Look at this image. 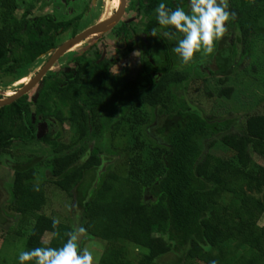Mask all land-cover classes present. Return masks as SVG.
Returning <instances> with one entry per match:
<instances>
[{
    "label": "trees",
    "instance_id": "obj_1",
    "mask_svg": "<svg viewBox=\"0 0 264 264\" xmlns=\"http://www.w3.org/2000/svg\"><path fill=\"white\" fill-rule=\"evenodd\" d=\"M160 2L127 0L126 14L134 18L124 15L110 31L127 53H139L134 78L127 71L112 73L97 52L75 55L81 65L77 77L62 70L64 78L58 73L46 78L37 99L25 95L0 107V166L14 149L30 153L12 166L6 208L16 229L11 225L8 236L0 237V264H19V252L41 246L42 240L62 246L64 233L76 224L60 220L59 235L50 236L56 218L46 213L52 187L73 200L87 239L103 242L96 264H264V223L258 224L264 218V165L255 161L264 162V114L246 115L242 123L206 117L178 95L192 73L173 64L177 54L170 42L177 38L165 37L169 29L156 21ZM163 2L170 9H189V0ZM24 5V0H0V74L14 79L60 47L61 27H74L73 36L79 32L75 19L64 26L44 20L32 25L28 14L15 18ZM229 11L236 19L210 60L199 65L219 78L216 95L227 100L235 93L230 77L246 70L245 61L254 56L250 20L264 11V0L246 5L229 0ZM141 17L147 21L138 32L135 19ZM149 40L161 43L160 65ZM206 94L214 95L207 89ZM41 124L46 131L39 139ZM117 136L127 139L123 147L114 144ZM12 237L18 241L12 243ZM5 249L16 251L10 260Z\"/></svg>",
    "mask_w": 264,
    "mask_h": 264
},
{
    "label": "rangeland",
    "instance_id": "obj_2",
    "mask_svg": "<svg viewBox=\"0 0 264 264\" xmlns=\"http://www.w3.org/2000/svg\"><path fill=\"white\" fill-rule=\"evenodd\" d=\"M32 2V0H27ZM139 1V0H132ZM243 5H246L249 0H240ZM55 2L54 6H59V0H51L50 5ZM63 2V1H62ZM35 5V2L31 3ZM62 4H65L63 2ZM30 5V4H29ZM43 9L47 14L55 16L58 21L71 20L78 15L82 16L80 26L81 29L88 30L95 25H99L110 18H112L117 10V1L116 0H74L70 4L65 5L64 8L58 7ZM25 10L18 12L16 18H20ZM33 16V15H32ZM131 14L127 15L129 18ZM134 18V17H133ZM147 19L144 17L135 19L134 28L140 32L144 23ZM251 23L254 25L253 35H252V53L254 56L250 60H246V70L236 73L230 77L228 82L229 86H232L235 89V93L230 100L220 99L216 95V86L219 78H211L208 74L201 70L199 65L205 64L207 60H210L213 55H203L198 53L194 56V59L189 64L182 63L180 57H173V64L176 65V70H185L188 69L192 73V77L183 88L180 89L178 95L183 96V99H186L189 104L195 105L199 110L204 112L206 117L217 116L219 118H235L237 121H244L246 115H259L264 114V11L259 12L258 14H253L251 16ZM228 28L229 25L227 24ZM103 35H107L108 39L101 38ZM70 36L65 34L57 41L58 44L65 42ZM167 37V35H164ZM101 38V39H100ZM81 47H74L71 55H85L88 53H99L102 55V60L106 61L111 65L112 73H119L123 70H127L129 76L134 78L139 71V53L133 52L131 55L118 53L117 50L120 49L121 44L116 41V39L111 35V33L101 34L98 36H93L84 42L81 43ZM148 45L150 47L152 56L156 64L160 65L162 62L161 58V43L155 40H149ZM176 46L173 41L170 42L171 50ZM92 47V48H91ZM90 49V51H89ZM74 52V53H73ZM137 53V55H136ZM175 55V53H174ZM198 65V66H197ZM196 66V67H195ZM253 66H256L257 71L253 70ZM195 67V69H193ZM253 67V68H252ZM37 69L34 66H31L27 70L20 82L10 76H2L0 74V100H6V96L10 97L16 93L22 86L26 83H29L33 74ZM28 79V80H27ZM206 89L208 92L214 93L213 96H208L206 94ZM4 95V96H3ZM239 122V121H238ZM72 130L68 125L65 124L64 135L69 139L68 143H72ZM122 133V132H121ZM123 133H127V129H123ZM114 141L115 145L124 146L127 142V139L123 136H117ZM225 152L220 151L219 155L224 154ZM14 156L11 158H4L3 164L0 166V209L4 210L8 201L11 197L12 192V181H13V170L12 166L17 163H22L27 156H30V153L26 151L23 147H19L13 150ZM9 159V160H8ZM11 164H10V162ZM45 161V160H44ZM256 163L263 164L264 162L260 161L259 158H255ZM6 162L10 165L6 167ZM45 172V171H44ZM100 173H97L96 176H99ZM73 200H70L64 193L60 192L56 188L52 187L51 192L49 193V204L46 208V213L48 215H54L61 221L66 223H72L74 220V227H77L76 214L74 212ZM7 213H4V221L0 225V237L3 235L8 236V233L11 232L10 226H14L16 229V224L14 223L9 211L5 209ZM261 220V219H260ZM260 225L264 223V218H262ZM14 235V234H12ZM49 237L46 238L49 241ZM17 238L12 237L11 242L16 243ZM2 243V241H0ZM18 243V242H17ZM80 247L86 248L93 253L95 264L100 259L102 254V241L99 240H88L86 236H83L80 241ZM97 243V244H95ZM95 244V245H94ZM100 247V248H99ZM2 245H0V250ZM12 248V246H11ZM103 248V247H102ZM6 250V258L10 260L13 258L16 251L14 249ZM8 254V255H7ZM100 255V256H99ZM0 261L2 262V256H0Z\"/></svg>",
    "mask_w": 264,
    "mask_h": 264
},
{
    "label": "clouds",
    "instance_id": "obj_3",
    "mask_svg": "<svg viewBox=\"0 0 264 264\" xmlns=\"http://www.w3.org/2000/svg\"><path fill=\"white\" fill-rule=\"evenodd\" d=\"M154 12L158 25L169 29L165 34L177 38L176 46L172 51L184 64L191 63L198 53L206 56L214 54L216 43L227 31L226 25L236 19L235 12L229 11V0H189L188 11L182 7L170 9L161 0ZM181 34L182 38H178ZM156 35L154 29L152 36ZM60 222L58 218H53L54 231L50 234L51 237L59 235L55 229ZM86 231L85 227L77 226L65 232L66 240L59 247L51 246L42 240L41 246L20 251L18 262L19 264H95L93 253L80 247L79 241L85 236Z\"/></svg>",
    "mask_w": 264,
    "mask_h": 264
},
{
    "label": "flooded vegetation",
    "instance_id": "obj_4",
    "mask_svg": "<svg viewBox=\"0 0 264 264\" xmlns=\"http://www.w3.org/2000/svg\"><path fill=\"white\" fill-rule=\"evenodd\" d=\"M65 2V4H62L63 2ZM74 0H59V3L60 5L59 6H54L55 5V2L50 5L51 3V0H32V2H28L27 0H24V6H22L21 8H19L18 12L22 11V10H25L23 12V14L21 15L20 18L18 19H21L23 17L24 14H28L26 20L29 21L30 23H33L40 20V21H43L46 23V25H53V24H61V25H66V24H71L73 22V20L75 19V21H77V23L79 24V26L77 27L78 28V34L76 36H73V33H74V30L75 28L71 26V28H68V30H63L64 27H61V29L58 31V35H56V40L59 41L60 38L62 36H64L65 34H69L70 33V38H68L64 43L60 41V44H58L60 47L63 46L64 44H66L67 42L73 40L75 37H77L79 34H81L82 32H84V28L81 29V26H80V22H81V19H82V16L80 19H77L78 17H80V15H78L77 17L71 19V20H65V21H58L55 16L53 15H50V14H47L43 9L47 8L48 5H50L49 8H58V7H62L64 8L65 5L68 6V4H70L71 2H73ZM35 2V5H32L31 3ZM57 2V0H56ZM30 4V5H29ZM127 7V5H126ZM126 7H125V16H127L126 14ZM17 12V13H18ZM33 15V16H32ZM17 15H15V18H16ZM124 17V16H123ZM133 19L132 16L129 17V20ZM137 19V18H136ZM70 27V26H69ZM44 28V26H43ZM46 29H48L46 26H45ZM110 32V31H109ZM107 32V33H109ZM106 34V33H105ZM115 39H117L115 36H113ZM103 38V36L101 37ZM100 38V39H101ZM117 41V40H116ZM120 41V40H119ZM117 41V42H119ZM120 43V42H119ZM82 45L79 44L78 46L76 47H81ZM59 47V48H60ZM120 50V51H119ZM56 52V51H55ZM54 52V53H55ZM118 53H121V54H127V55H131L129 53H127L126 51V48L125 47H120V49L117 50ZM53 53V54H54ZM74 53V52H73ZM53 54H51L50 56L47 55L46 57L44 58H40L38 59L37 61L34 62L33 66L35 69H37L38 67H40L37 71H35V74H33L29 81V83H31L32 81H34L37 76L42 72V70L46 67V65L48 64V62L50 61L51 57L53 56ZM72 54V51H68L67 53H65L63 55V57H61L48 71L47 73L39 80V82L35 85L34 88L31 89V91L27 94L28 96V99H37L38 96H39V93L40 91L42 90V87H43V83L44 81L46 80L47 77H52L53 75H57L58 73V78H64L62 74H59V72H61L62 70H67V74L69 73V71L72 72V75L74 77H77L78 75V69L80 68L81 65H79V63L76 62V58H78V56H82V55H78V56H75V55H71ZM133 54V53H132ZM85 55V53H84ZM101 60H102V55H101ZM10 65V64H9ZM124 71H127V70H123L121 73H123ZM139 71H140V67H139ZM128 73V72H127ZM115 74H119V73H115ZM25 75V74H24ZM23 75V76H24ZM20 77V78H17L16 80L18 82H20L22 79H24V77ZM128 76H129V73H128ZM12 77V76H11ZM130 78H132L131 76H129ZM13 78V77H12ZM28 80V79H27ZM66 81V84L65 86H62L63 88L67 87V83H68V80L67 78L64 79ZM29 83H26L24 85H19L18 83L16 84L17 86H22L19 90H21L25 85L29 84ZM18 90V91H19ZM17 91V92H18ZM16 92V93H17ZM14 93V94H16ZM4 96V95H3ZM12 97V96H10ZM10 97L6 96V98L4 99H9ZM22 98V97H21ZM0 99H3V98H0ZM20 99V98H19ZM0 101H3V100H0ZM45 126V124H41L40 126V129L42 126ZM44 131H46V128L44 129Z\"/></svg>",
    "mask_w": 264,
    "mask_h": 264
},
{
    "label": "water",
    "instance_id": "obj_5",
    "mask_svg": "<svg viewBox=\"0 0 264 264\" xmlns=\"http://www.w3.org/2000/svg\"><path fill=\"white\" fill-rule=\"evenodd\" d=\"M126 1L127 0H121V5L119 7V9L117 10L116 14L110 18L109 20L99 24V25H95L94 27L82 32L81 34H79L77 37H75L73 40L67 42L66 44H64L63 46H61L60 48H58L56 50V52L53 54V56L51 57L50 61L48 62V64L46 65V67L42 70V72L37 76V78L32 81L31 83L25 85L21 90H19L16 94H14L11 98L6 99L4 101H0V107L3 106H7L12 104L13 102L17 101L19 98L27 95L32 88L35 87V85L39 82V80L47 73V71L61 58L63 57V55L65 53H67L68 51H70L72 48L78 46L79 44H81L82 42H84L85 40L93 37V36H98L102 33L103 30H105L106 28H108L109 26H112V28H114L117 24H119L121 22V20L123 19V16L125 14V7H126ZM46 128V125L42 126L39 134H38V138H42L45 134L44 129Z\"/></svg>",
    "mask_w": 264,
    "mask_h": 264
},
{
    "label": "bare ground",
    "instance_id": "obj_6",
    "mask_svg": "<svg viewBox=\"0 0 264 264\" xmlns=\"http://www.w3.org/2000/svg\"><path fill=\"white\" fill-rule=\"evenodd\" d=\"M117 1V7H118V9H119V7H120V5H121V0H116ZM113 28H112V26H109L108 28H106L105 30H103V32L102 33H107V32H109V31H111ZM8 95H11V96H13L14 94L12 93V94H8ZM11 98V97H10Z\"/></svg>",
    "mask_w": 264,
    "mask_h": 264
}]
</instances>
